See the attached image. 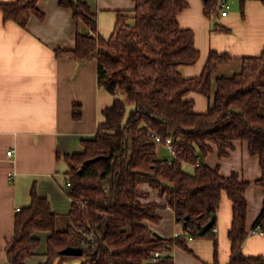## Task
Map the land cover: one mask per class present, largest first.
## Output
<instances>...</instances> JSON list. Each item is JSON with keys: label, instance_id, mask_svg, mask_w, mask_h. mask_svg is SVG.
Wrapping results in <instances>:
<instances>
[{"label": "trees", "instance_id": "obj_1", "mask_svg": "<svg viewBox=\"0 0 264 264\" xmlns=\"http://www.w3.org/2000/svg\"><path fill=\"white\" fill-rule=\"evenodd\" d=\"M132 1V11H118L113 31L103 38L96 34L86 1L59 0L71 9L78 30L75 46L57 48L55 55L77 62L96 59L98 86L114 99L103 109L95 135L82 140V151L64 156L70 182L64 190L72 200L66 227L56 228L48 199L33 186L30 204L15 214L4 264H27V258L38 254L45 232V258L39 264L71 257L60 254L67 246L82 248L80 264H175L173 248H186V236L213 239L212 264H220L214 229L223 193L232 202L227 264H264V256L241 251L248 236L244 193L249 182L235 171L223 176L218 165L210 167L203 161L214 148L221 158L228 155L233 141H246L249 152L259 157L261 175L255 182L264 189V115L259 111L264 106V48L258 55L239 58L238 71L218 76L219 67L233 57L211 50L201 73L185 77L180 67L193 65L200 57L193 31L178 21L188 0ZM219 1L203 0V12L210 20L219 16ZM238 1L243 7L246 0ZM37 2H0L3 20L21 27L33 15L43 20ZM80 23L88 32L79 30ZM192 92L208 98L206 111H195V101L188 97ZM71 113L73 119H81L80 104L73 103ZM156 135L162 145L173 138L172 158L158 156ZM186 163L194 166L192 172L184 169ZM142 183L164 197V206L174 211L182 234L165 238L146 225L145 220H159L156 210L161 204L145 201L148 192L140 188ZM211 217L213 225L199 234ZM256 226L264 230V203ZM155 251L162 255L152 261Z\"/></svg>", "mask_w": 264, "mask_h": 264}, {"label": "crops", "instance_id": "obj_2", "mask_svg": "<svg viewBox=\"0 0 264 264\" xmlns=\"http://www.w3.org/2000/svg\"><path fill=\"white\" fill-rule=\"evenodd\" d=\"M13 0H0L8 2ZM94 14L96 34L107 38L111 34L118 11L131 12L132 0H84ZM228 2V0H225ZM189 6L179 13L181 27L190 28L200 57L193 65L180 67L185 77L201 73L211 50L227 53L233 59L260 54L264 48V3L246 0L243 7L232 0L227 15L210 20L203 12V0H188ZM229 3V2H228ZM43 20L31 16L26 27L12 20H3L0 11V264L5 262V245L13 232L17 208L30 204V191L35 186L46 197L51 210L66 227L71 198L64 190L69 167L66 154L80 152L82 140L92 138L102 111L112 104L114 96L98 86L97 61L77 62L56 56L55 49L75 46L78 25L70 8L59 0H38ZM215 24L217 26H215ZM217 27V29H214ZM79 30L88 32L85 24ZM240 60V59H239ZM231 68L240 67L241 63ZM195 101V111H206L209 101L202 94L188 95ZM73 103L80 104L82 117H72ZM264 115V106L260 107ZM13 150L11 155L7 151ZM210 167L219 166L220 174L238 172L249 184L244 196L247 202L246 230L248 236L241 251L247 256H264V230L252 232L264 203V189L256 184L261 175L259 157L249 152L246 141L235 140L227 156L219 158L216 148L203 159ZM140 188L148 192L145 201H157V222L145 220L155 233L165 238L182 234V225L175 213L164 206V197L147 183ZM232 221V202L223 193L216 211L214 229L218 241V260L227 264L231 256L228 230ZM41 234L38 254L27 258V264H39L44 257L45 237ZM187 247L174 246L175 264H212L214 243L211 238H189Z\"/></svg>", "mask_w": 264, "mask_h": 264}, {"label": "rangeland", "instance_id": "obj_3", "mask_svg": "<svg viewBox=\"0 0 264 264\" xmlns=\"http://www.w3.org/2000/svg\"><path fill=\"white\" fill-rule=\"evenodd\" d=\"M234 1H236V0H234ZM228 2H229L230 5L233 6L234 3H232V0H228ZM228 63H241V61L239 59H231V60L228 61ZM231 65L232 64H226V65L220 66L219 69L216 72V76H218V75H231V74H233L234 72H236V71H238L240 69V67H238L236 69H232ZM157 152H158V156L161 157V158L170 159L173 156L171 150H169L166 145L159 144ZM184 169L186 171L192 172L193 169H194V166L191 165V164H187L186 163V164H184ZM61 219L62 218H58L57 228H60V225L62 223ZM82 259L83 258L80 257V256H71V257H67V258L58 257L55 260L54 264H80Z\"/></svg>", "mask_w": 264, "mask_h": 264}, {"label": "built area", "instance_id": "obj_4", "mask_svg": "<svg viewBox=\"0 0 264 264\" xmlns=\"http://www.w3.org/2000/svg\"><path fill=\"white\" fill-rule=\"evenodd\" d=\"M218 5H219L220 14L223 15V16H224V15H227L228 10H229V8H230L229 3H228L227 1H225V0H220ZM155 140H156V142H157L158 144H161V143H162V139H161V137L158 136V135L155 136ZM172 140H173L172 137H168V138L166 139V144H165V145L167 146V148H168L169 150H171V152H172V154H173V151H172V149H171V146H172ZM12 152H13V150H9V151H7V154H8V155H11ZM65 185H66V186L70 185V182H69V181H66ZM19 210H20V208H17V211H19ZM262 231H263V230H262L259 226H256V227L252 230V232H262ZM161 255H162L161 252H159V251H155V252L153 253L152 257H151V260H152V261H155V260H156L157 258H159Z\"/></svg>", "mask_w": 264, "mask_h": 264}, {"label": "water", "instance_id": "obj_5", "mask_svg": "<svg viewBox=\"0 0 264 264\" xmlns=\"http://www.w3.org/2000/svg\"><path fill=\"white\" fill-rule=\"evenodd\" d=\"M213 222L214 218L211 217L209 221L200 228L199 234H203L208 228L213 225ZM60 254L69 256H81L83 254V250L81 247L67 246L60 250Z\"/></svg>", "mask_w": 264, "mask_h": 264}]
</instances>
